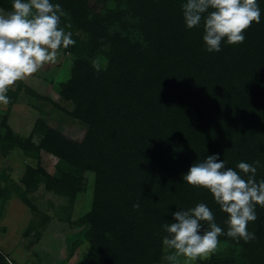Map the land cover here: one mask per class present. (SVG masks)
I'll return each instance as SVG.
<instances>
[{
  "label": "trees",
  "instance_id": "trees-1",
  "mask_svg": "<svg viewBox=\"0 0 264 264\" xmlns=\"http://www.w3.org/2000/svg\"><path fill=\"white\" fill-rule=\"evenodd\" d=\"M51 2L70 14L67 31L75 41L59 49L74 57L69 78L57 87L73 109L61 110L87 130L77 141L38 119L29 137L17 134L9 115L22 84L9 89L0 154L19 152L33 161L18 182L0 171V220L14 195L38 210L29 195L40 186L73 209L92 173L91 210L75 221L68 215L73 226L88 227L89 250L77 264H161L162 225L174 222L175 211L201 202L226 233L227 214L207 190L184 183L183 175L216 154L238 172V163L259 160L256 180H264V0H257L260 23L246 30L244 42L223 40L221 51L212 53L203 41V21L186 27V0ZM12 3L0 0V9L10 11ZM42 152L58 159L53 174L41 165ZM137 200L139 211L132 207ZM256 214L248 224L256 239L237 243L221 235L223 250L193 264H264V207L257 205ZM0 264H12L1 250Z\"/></svg>",
  "mask_w": 264,
  "mask_h": 264
},
{
  "label": "clouds",
  "instance_id": "clouds-1",
  "mask_svg": "<svg viewBox=\"0 0 264 264\" xmlns=\"http://www.w3.org/2000/svg\"><path fill=\"white\" fill-rule=\"evenodd\" d=\"M181 7L188 29L203 21V41L210 53L220 52L223 40L229 45L243 43L246 30L253 22L259 24L261 18L257 0H186ZM62 18L67 20L63 27ZM71 27L70 14L51 0H13L10 11L0 9V103L10 102L7 93L17 82L54 63L61 46L67 49L74 45L73 34L67 31ZM94 66L99 70L95 61ZM260 166L259 160L252 164L240 162L238 172L226 167L216 154L194 162L183 181L212 195L228 216V230L225 233L215 222L206 203L175 211L174 222L162 225L166 235L162 237L161 264H190L206 257L219 247L221 235L237 243L256 239L255 233L248 231V224L258 219L256 206L264 207V180H256ZM240 173L247 174V178ZM132 207L139 211L140 201Z\"/></svg>",
  "mask_w": 264,
  "mask_h": 264
},
{
  "label": "rangeland",
  "instance_id": "rangeland-1",
  "mask_svg": "<svg viewBox=\"0 0 264 264\" xmlns=\"http://www.w3.org/2000/svg\"><path fill=\"white\" fill-rule=\"evenodd\" d=\"M73 60L72 55H64L58 50L54 63L45 64L36 74L10 88L15 91L22 84L20 98L9 115V125L17 134L29 137L36 121L41 119L72 139L81 141L84 138L87 127L61 110L71 111L73 105L61 100L57 88L69 78ZM37 96L48 97L50 101ZM7 109V104L0 103V119ZM18 153L9 157L0 154V171L5 169L15 182L21 178L27 163L33 161ZM40 159L43 168L53 174L58 159L45 152L40 154ZM94 177L92 173L86 175L85 190L73 209L69 208L67 199L48 192L44 186L29 195L38 210H32L15 195L5 202L0 220V250L9 256L12 264L78 263L82 254L89 250L85 238L88 227L73 226L68 221V215L71 212V219L75 221L91 210ZM32 225L35 229L31 230L29 227ZM76 242H79L77 248L74 247ZM223 247L224 244L220 243L214 252L200 258H208Z\"/></svg>",
  "mask_w": 264,
  "mask_h": 264
}]
</instances>
